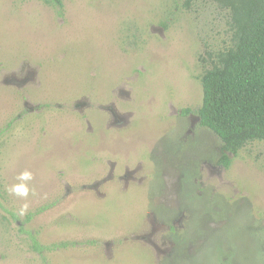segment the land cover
I'll list each match as a JSON object with an SVG mask.
<instances>
[{"label": "rangeland", "instance_id": "obj_1", "mask_svg": "<svg viewBox=\"0 0 264 264\" xmlns=\"http://www.w3.org/2000/svg\"><path fill=\"white\" fill-rule=\"evenodd\" d=\"M61 1L0 0V264H264V142L226 168L197 114L229 13Z\"/></svg>", "mask_w": 264, "mask_h": 264}, {"label": "trees", "instance_id": "obj_2", "mask_svg": "<svg viewBox=\"0 0 264 264\" xmlns=\"http://www.w3.org/2000/svg\"><path fill=\"white\" fill-rule=\"evenodd\" d=\"M62 8L61 0H43ZM199 0H187L190 6ZM230 15L231 44L219 51L200 78L202 105L200 126L221 141L218 163L228 168L229 154L264 142V0H206ZM189 111V110H188ZM190 112V111H189ZM30 214L27 220L32 219ZM66 243L42 246L33 238V249L53 251Z\"/></svg>", "mask_w": 264, "mask_h": 264}, {"label": "clouds", "instance_id": "obj_3", "mask_svg": "<svg viewBox=\"0 0 264 264\" xmlns=\"http://www.w3.org/2000/svg\"><path fill=\"white\" fill-rule=\"evenodd\" d=\"M32 178V174L30 172H24L22 173L18 179L20 180H30ZM8 191L10 193L15 194L19 197H27L29 195V188L26 185L20 184V185H13L11 186ZM28 205L25 204L20 210L19 215L23 216L27 211Z\"/></svg>", "mask_w": 264, "mask_h": 264}]
</instances>
